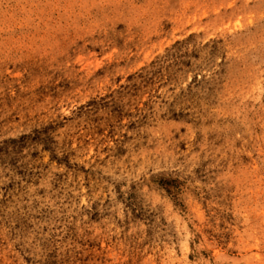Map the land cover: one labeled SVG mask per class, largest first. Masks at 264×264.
I'll list each match as a JSON object with an SVG mask.
<instances>
[{"label": "rangeland", "instance_id": "rangeland-1", "mask_svg": "<svg viewBox=\"0 0 264 264\" xmlns=\"http://www.w3.org/2000/svg\"><path fill=\"white\" fill-rule=\"evenodd\" d=\"M0 264H264V0H0Z\"/></svg>", "mask_w": 264, "mask_h": 264}]
</instances>
